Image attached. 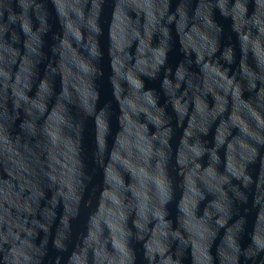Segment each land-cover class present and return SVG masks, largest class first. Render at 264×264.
I'll return each mask as SVG.
<instances>
[{"label": "water", "instance_id": "95a60500", "mask_svg": "<svg viewBox=\"0 0 264 264\" xmlns=\"http://www.w3.org/2000/svg\"><path fill=\"white\" fill-rule=\"evenodd\" d=\"M7 2L16 22L0 18V122L14 127L13 121L19 123L17 115L24 118L26 102H34L43 104L50 115L62 116L75 129V134L71 129H65L66 144L53 151L48 159L42 149H33L35 155L22 153V163L27 168L23 173L11 170L5 174L0 158V190L3 192L0 196V231L28 229L35 234L37 246L46 239L48 257L45 264L57 254L52 247L53 240L62 241L67 246L68 252L62 254L64 264L73 251L76 255L72 264H93L94 254L96 264H102V259L112 255L119 246L120 241L114 233L130 230L137 237L129 246L134 264H151L156 233L175 229L178 219H185L178 214L176 202L188 197L196 205V215L203 220L202 214L216 199L214 193L218 186L214 187V182L198 170L190 172L192 164L223 177L236 153L246 154L248 145L236 134L234 125L243 124L247 117L234 110L228 97H224L228 103L217 111L214 97L223 96V92L218 86L222 81L216 73L226 74L231 80L242 68H247L254 76H259L258 64L264 67V37L253 40L248 32L241 35L236 19L225 17L215 9L211 11L210 19L219 32L203 29L193 22L199 0H167L168 14L174 15L183 4L186 19L167 25L170 39L165 41L158 34L152 35L147 45L128 37V22L135 25L137 15L119 7L117 0H105L97 7L92 6L91 0H38L41 5L38 11L28 13L19 6V0ZM260 2L264 3V0ZM5 3L6 0H0V5ZM255 9L256 5L250 0L248 15L251 16ZM37 16L46 24L42 25ZM139 16L143 24L144 13L140 12ZM91 18H98L103 33L91 36L100 52L99 60H91L84 51V43H78L76 37L79 31L87 41L90 33L85 31V23ZM23 23L28 24V33L22 30ZM137 31L143 35L142 29ZM261 31L264 32V28ZM205 37L215 41L217 51L211 59L205 58V67L201 69L195 60ZM157 48L165 51V68L170 67L175 72L183 65L206 94L199 96L204 106L201 114L196 111L191 92L181 85V93L175 98L182 105L186 103L187 108L186 115L180 120L172 98L161 87L164 69L154 79L136 72L144 88L154 93L158 107L164 109L168 119L171 128L168 172L176 185L175 197L167 206L166 215L161 219L150 216L141 222L135 214L119 206L129 199L126 188L132 187L127 183L125 171L129 163L121 155L120 141L126 138V134L119 118L127 112L124 128L135 131L136 126H144L149 134L156 130L148 123L146 115L138 110L144 105L137 101L132 88L121 79V66L135 71L136 61L151 63L153 56L149 49ZM226 49L231 51V64L222 59ZM189 59L194 62L192 65L187 63ZM73 60L82 61L84 67L76 69ZM93 69L98 75L85 74V70L91 72ZM41 82L47 83L50 94L39 91ZM184 94L188 96L187 101L181 99ZM261 96L264 97V92ZM251 98L255 100V93ZM121 101H127L129 107L125 108ZM230 115L233 116L231 120ZM196 128L206 129L207 134L195 131ZM186 131L192 132L204 147V155L197 157L193 154L190 149H196L197 144L185 137ZM185 140L187 145L182 143ZM207 150L215 151L218 163L210 162ZM60 153L76 161L79 171L87 179L83 185L75 180L62 182L53 198L50 191L53 185L46 180L42 165L57 159L63 163ZM53 167H56L54 163ZM57 171L62 169L57 168ZM246 172L252 177V183L247 187L229 177L230 184L223 189L231 212L227 223L233 225L243 218L246 235L241 243L245 247L249 243L247 233L264 234V171L259 160L246 165ZM21 183L30 188L19 191L17 186ZM223 238L224 230H216L210 250L213 259ZM261 258L264 254L257 258V264ZM191 261V255L185 252L182 264H191ZM240 264H244L243 257Z\"/></svg>", "mask_w": 264, "mask_h": 264}, {"label": "clouds", "instance_id": "9594fccd", "mask_svg": "<svg viewBox=\"0 0 264 264\" xmlns=\"http://www.w3.org/2000/svg\"><path fill=\"white\" fill-rule=\"evenodd\" d=\"M250 0H199L196 11L193 13V22L200 25L205 30L219 32V29L213 25L210 15L212 10H219L225 17H234L241 27V35L248 32L253 40L264 37V3L260 0H251L256 5V9L251 16L248 15V4ZM92 6H102L105 0H91ZM119 7L125 11H133L137 15L135 25L128 22L127 35L129 38L137 39L141 44L147 45L152 35H159L163 40L170 39V32L167 25L173 22L181 23L186 19L184 11L185 5L177 8L174 15L168 14L167 0H117ZM19 6L25 13L29 11L36 12L41 7L38 0H19ZM11 5L7 2L0 5V18L8 20L10 23L16 22V16L10 10ZM144 13V23L141 24L139 13ZM179 17V20H177ZM42 25L46 24L39 16ZM98 18L87 19L85 31L90 33L89 38L76 32L77 42L84 43V51L87 52L91 60H99L100 52L92 41L91 36L102 35V30L97 22ZM25 33L30 31L27 23L21 25ZM143 30V35L137 29ZM153 59L151 63L147 61H136L135 71L125 66H121V79L128 84L137 101L144 105L138 110L143 112L148 123L155 128L154 134H149L147 127L136 126L135 131L130 128H124L125 121L128 120L127 112L119 118L121 127L124 129L126 138L120 141L121 155L126 158L129 167L125 169L127 174V183L132 187L126 188L129 199L125 200L119 206L136 215L138 221H146L148 217L161 219L166 215L167 206L173 203L175 197L176 185L169 175L168 168L171 161V146L169 144L171 128L168 126V119L165 117L164 109L158 107L157 99L151 90L144 88L143 82L136 76V72L154 79L160 70L164 69V77L161 80V87L165 94L172 98L180 120L186 115L187 104H181L176 100V95L181 93V85L191 92L192 99L196 105V111L203 114L204 106L199 100V96L206 93L201 91L195 82L193 74L189 73L183 65L175 72L170 67L165 68V51L162 48L149 49ZM215 41L211 38H204V45L197 53L195 64L203 69L205 67V58L211 59L216 53ZM222 59L228 64L233 62L231 51L226 49ZM189 65L194 62L189 59ZM73 67L82 69V61H72ZM259 76H254L247 69L242 71L229 80L228 76L217 72L219 80L222 81L218 86L223 92V96L214 97L217 104V111L220 106L228 103L224 97H228L234 110L239 111L240 115L247 117L243 124L234 125L236 134L243 138L248 145L245 155L236 153V156L229 162L226 169L227 175L217 176L210 169L205 172L199 169L198 165L192 164V170H198L202 175L207 176L214 182L215 196L210 202L208 209L202 214L201 220L197 215V208L194 202L185 197L182 202H176L177 212L185 219H178L176 228H169L167 231L157 232L156 244L153 249V258H150L151 264H182L183 254L187 252L191 255V264H240V258L243 257L244 264H257V258L264 254V234L255 232L247 233L248 245L245 247L241 241L246 232L243 218L236 221L233 225L227 223L230 217V205L223 191L230 184L229 177L239 181L247 187L252 183V177L246 172V165L255 163L259 160L262 171H264V67L258 64ZM86 75H98L93 69L91 72L85 70ZM173 78L175 83L173 82ZM40 92L45 95L50 94L46 82H41L38 86ZM247 93V94H246ZM255 93V100L251 94ZM66 98V97H65ZM98 99V96L95 97ZM181 99L188 100L186 94L181 95ZM125 108L129 107L127 101H121ZM27 107L23 109L24 118L17 115L13 126H5L0 122V158H2L3 171L9 174L11 170L17 173L27 171L22 163V153L35 155L33 149H42L45 159H48L53 151H57L62 145L66 144L64 130L71 129L75 134V129L67 124L60 115H50L43 104L26 102ZM229 119H233L230 115ZM207 134L206 129L196 128ZM185 137L197 144L196 149H190L193 154L200 157L205 154L204 147L192 136V132L186 131ZM187 145V140L182 141ZM217 143H220L217 138ZM212 164L218 163L219 158L214 150H207ZM63 158L54 160L53 163L42 165V170L46 180L50 185V191L55 197L61 183H67L69 180L78 181L81 185L87 179L79 171L77 162L67 154L60 153ZM57 168L62 169L58 172ZM46 169V170H45ZM17 178L23 179L22 176ZM2 183V181H0ZM19 191L30 188L26 183L18 186ZM3 195L0 190V196ZM203 197H201L202 199ZM136 221H134V226ZM215 226V228L212 227ZM223 229L225 238L221 239L220 246L216 249V257L210 255L211 244L215 238L216 230ZM46 231V230H45ZM47 234V232H46ZM118 238L119 246L113 250V254L102 259V264H134V257L131 253L130 244L132 240L137 239L130 231L119 230L114 233ZM34 233L25 228L18 231H0V264H45V258L48 257L47 240H41L39 246L35 243ZM52 247L56 255L47 260V264H64L63 253L68 252L67 246L61 241H52ZM175 248V251H173ZM76 255L73 251L67 260V264H72V258ZM93 264H96L94 254ZM259 264H264V258L259 259Z\"/></svg>", "mask_w": 264, "mask_h": 264}]
</instances>
